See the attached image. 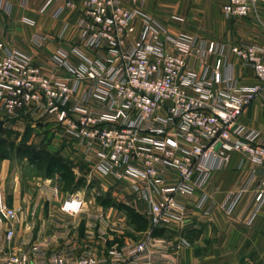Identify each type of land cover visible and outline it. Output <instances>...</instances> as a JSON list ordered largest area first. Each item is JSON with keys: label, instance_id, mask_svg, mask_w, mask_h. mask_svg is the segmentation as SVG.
<instances>
[{"label": "built area", "instance_id": "2783aa9c", "mask_svg": "<svg viewBox=\"0 0 264 264\" xmlns=\"http://www.w3.org/2000/svg\"><path fill=\"white\" fill-rule=\"evenodd\" d=\"M145 1L48 0L41 13L55 18L80 6L84 14L80 38L99 59L70 68L74 82H68L49 78L24 53L3 54L0 44V114L8 121L48 120L79 143L83 161L94 165L96 173L129 181L134 195L152 206L149 236L113 245L106 257L98 256L80 240L82 223L99 222L118 231L121 227L101 208H88L83 197L74 194L58 200L48 221L51 231L18 239V227L27 228L36 212L12 206L0 186V264H179L182 245L152 236L182 210L177 197L202 189L210 173L227 166L234 153L264 171V130L238 122L258 97H264V47L240 43L230 48L254 70L258 84L232 85L219 56L211 65V76L205 70L199 77L191 59L202 58L203 50L189 39L163 40V27L143 16ZM262 10L264 0H227L223 5L227 18L254 15L264 26ZM215 51L211 43L209 54ZM62 56L58 62L64 64ZM86 80L92 87L79 96V85ZM249 189L254 197L248 226L264 204V173L254 172L243 190L222 205L231 215ZM156 194L161 200H155ZM211 207V197L202 195L197 208L210 215ZM98 233L101 238L107 234Z\"/></svg>", "mask_w": 264, "mask_h": 264}, {"label": "crops", "instance_id": "0c3cea01", "mask_svg": "<svg viewBox=\"0 0 264 264\" xmlns=\"http://www.w3.org/2000/svg\"><path fill=\"white\" fill-rule=\"evenodd\" d=\"M47 1L0 0L2 53L8 54L14 51L24 53L31 58L33 63L40 66L49 78L74 82V77L69 69L86 67L91 62L96 64L99 55L97 51L85 48L80 38V22L84 18L80 6L67 9L62 15L55 18L52 15L41 13V9ZM56 1L62 4L65 0ZM149 3L150 0L147 1L146 9L149 8ZM226 20L223 31L219 34V41H217L219 43L217 54H209L210 42H204L202 58L194 56L191 59V65L199 77L203 76L204 71L207 70L209 78L211 65L214 59L219 56L224 61V76L232 81V85L248 87L258 84L254 70L245 67L230 48L240 43L264 47V26L254 15L248 18ZM139 32L140 28L136 36ZM48 37L53 40H48ZM41 39H45V41L40 42ZM62 54L65 55L62 56L65 58L64 64L58 62V58ZM201 62H205L206 65H201ZM90 87H92L91 81L86 80L80 83L79 96L88 92ZM0 119L6 120L1 114ZM238 122L263 131L264 97H258ZM11 124L19 130L29 126V129L40 134L39 138L47 143L51 153L59 154L66 160L81 163L90 178L101 176L94 171V165H87L83 161V148L79 143L67 133L56 130L48 120L35 122L28 118H21L18 121H11ZM254 172L259 174L255 162L244 158L239 153L232 154L227 166L210 173L202 189H196L189 196L177 197L182 210L175 212L176 218L172 219L165 229L155 231L153 236L182 245L178 251L179 264H264V204L259 208L252 225H246L254 197L253 189L242 194L231 215L222 209V205L231 194L243 190ZM105 181L103 186L113 194L116 201L131 207L139 216L148 221L150 227L152 206L147 200H139L134 195L131 183L120 181L112 176L106 177ZM42 182H44L42 186L37 184L42 188L37 189L41 195L36 199H32L30 194H23L22 191L25 189L21 183L18 182L16 185L15 195L10 204L26 206L36 212L27 228L18 227V239H23L29 234L38 237L42 230L49 232L53 228L48 221L55 212L58 203L52 202L51 192L55 193L58 183L50 179ZM204 194L211 197L210 215H206L204 210L197 208V202ZM46 195L47 197H44ZM155 200H161L159 194L155 195ZM94 202L97 207V201ZM91 204L93 205L92 201ZM98 208L100 209L99 205ZM113 209L111 206L110 212ZM105 214L108 215V213ZM110 216L111 214L108 215L109 218ZM124 216L122 213L118 217L115 215L110 219V222L121 227L120 221ZM89 230L95 231V234L87 235ZM99 230L107 232L104 238L100 237ZM121 231L109 230L99 222H83L80 229V240L88 243L92 252L98 256L106 257L108 250L113 245L137 241L132 239L118 241L116 238L120 236Z\"/></svg>", "mask_w": 264, "mask_h": 264}, {"label": "rangeland", "instance_id": "374dc122", "mask_svg": "<svg viewBox=\"0 0 264 264\" xmlns=\"http://www.w3.org/2000/svg\"><path fill=\"white\" fill-rule=\"evenodd\" d=\"M147 1L142 7L143 16L163 27V40L189 39L195 42V47L199 50H202L204 42L215 43L214 54H217L219 34L223 31L226 19H229L223 13V5L227 0H150L149 8L146 9ZM4 122L0 132V186L4 188L9 203L14 198L18 182L25 189L22 191L23 194H30L32 199H36L41 195L37 189L42 188L37 184L42 186L44 183L42 181L50 179L58 183L55 193L51 192V198L55 199L56 203L60 199L80 194L88 208L96 206L94 201H97L104 214H111L110 219L115 215L118 217L121 213L124 214L123 220L120 221L122 231L116 238L118 241L143 240L149 236L148 229L151 225L149 227L147 223L146 227L144 222L132 220L130 216L132 208L123 202H117L113 194L103 186L106 177L98 175V178L95 176L90 178L81 163L66 159L70 173L64 176L59 167L53 165L46 156L47 153L59 154H53L48 150L47 143L39 138L40 134L29 129V126L19 130L11 121L6 119ZM111 206L114 208L112 212ZM103 226L106 228V225Z\"/></svg>", "mask_w": 264, "mask_h": 264}, {"label": "trees", "instance_id": "16d2710c", "mask_svg": "<svg viewBox=\"0 0 264 264\" xmlns=\"http://www.w3.org/2000/svg\"><path fill=\"white\" fill-rule=\"evenodd\" d=\"M47 154L48 155L46 156L50 159L51 162H53V165L59 167V169L62 171V174L64 176L70 173V168L66 165L65 159H63L59 155H50L49 153ZM130 216L132 220L135 221L138 220L144 222L147 227V223H148L147 220L139 216L135 211L130 210Z\"/></svg>", "mask_w": 264, "mask_h": 264}, {"label": "water", "instance_id": "95a60500", "mask_svg": "<svg viewBox=\"0 0 264 264\" xmlns=\"http://www.w3.org/2000/svg\"><path fill=\"white\" fill-rule=\"evenodd\" d=\"M4 124H5V122L3 120H1L0 121V132L2 131ZM263 173H264V171L262 169H259V174L262 175Z\"/></svg>", "mask_w": 264, "mask_h": 264}]
</instances>
